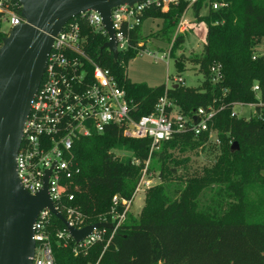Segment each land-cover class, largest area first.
<instances>
[{
  "label": "trees",
  "instance_id": "16d2710c",
  "mask_svg": "<svg viewBox=\"0 0 264 264\" xmlns=\"http://www.w3.org/2000/svg\"><path fill=\"white\" fill-rule=\"evenodd\" d=\"M214 1L226 2L228 7L214 10L210 4ZM206 7L209 12L201 17ZM186 8L187 5L181 4L167 12L160 9L145 12L141 24L131 31V48L120 53L117 60L104 47L106 38L81 22L83 33L88 37L89 57L111 70L138 110L132 113L135 119L149 114L166 91L186 117L214 101L217 105L222 101L227 105L256 103L255 84H259L264 101V60L253 58L255 47L264 41V0H200L193 6L195 17L207 27L202 55L175 56L185 43L183 35L175 37L170 52L178 74L187 70V62L199 65L198 71L205 78L201 87H148L132 83L126 77L125 66L145 49L141 34L143 22L161 19L165 33L174 37ZM5 37L0 23V47ZM141 43L143 46L139 47ZM215 63L222 65L223 80L218 84L211 83L209 77ZM224 90H227L226 96ZM214 128L222 144L210 146L221 151L212 166L202 173L189 174L186 170L176 175L177 167L183 162L168 152L184 153L203 147L207 135L200 139L191 133L175 135L161 145L160 154H154L159 156L160 178L164 184L150 190L140 220L127 217L115 233L106 229L102 240L87 249H76L73 240L65 246L53 239L56 264H264V219L246 220L241 210H237L239 219H234L230 213H207L198 208L207 206L203 200L205 193L214 194L223 188L242 199V188L256 189V182H264V108L259 109L257 116L245 120L232 118L228 107L217 115ZM234 142L239 144L238 151L231 149ZM150 147V140L121 136L115 128L103 135L94 134L75 141L73 153L81 174L67 184L65 207L81 212L83 226L96 224L101 219L111 222L113 198H132ZM117 150L127 151L139 164H133L130 157L120 159L115 153ZM69 194L73 195V201L68 200ZM212 203L211 200L209 205ZM118 211L122 212L121 205ZM51 222L53 232L64 229L57 218L53 217Z\"/></svg>",
  "mask_w": 264,
  "mask_h": 264
},
{
  "label": "built area",
  "instance_id": "2783aa9c",
  "mask_svg": "<svg viewBox=\"0 0 264 264\" xmlns=\"http://www.w3.org/2000/svg\"><path fill=\"white\" fill-rule=\"evenodd\" d=\"M199 1L143 0L133 6L122 5L113 9L111 22L118 54L131 48V31L141 24L145 12L152 9L167 12L172 7L187 5L178 24L177 35H184L189 26L186 14ZM210 4L214 10L228 7L226 2L214 1ZM21 12L22 5L18 0H0L2 30L3 26L9 27V31H4L6 36L14 27L24 23ZM81 22H85L95 34L104 36L106 43L111 40L102 16L96 11H89L68 22L54 37L40 87L24 124L22 143L16 158L17 174L23 187L31 195H36L47 184L48 194L56 210L70 226L78 230L85 227L83 215L77 208L65 207L67 205L64 203L68 182L81 174L73 153L75 141L94 134L103 135L115 128L121 136L150 140V154L163 143L171 141L175 135L186 133H191L195 139L207 135L203 147L206 144L220 147L222 141L218 130L214 128L219 113L231 107L232 118L250 120L259 114V109L264 108L259 84L253 87L258 99L256 103L233 102L227 105L222 101L217 105L218 102L214 101L212 105L197 109L191 117H186L179 110L166 91L149 114L135 119L132 116L133 112L136 113L135 105L111 70L89 57L88 37L83 33ZM263 42L255 47L254 59L264 60ZM141 46L142 43L139 44V47ZM143 52L144 50L139 54ZM221 69L222 65L219 63L211 66L209 76L211 83L222 82ZM178 83H183V80ZM226 94L227 90H224L223 95ZM235 108L255 109V113L245 118L239 116ZM117 156L120 159L125 158L121 154ZM126 157H130L133 164H139L136 158L130 155ZM147 174L148 165L141 172L140 181L132 198L127 200L115 196L111 222L101 219L98 223L112 224L115 233L119 225L125 221L135 195L151 187V182L146 179ZM67 197L69 201L74 199L70 194ZM120 205L122 212L118 211ZM53 217L55 216L49 209H43L38 215L33 227L36 247L32 264H56L53 239L62 241L65 246L69 240L74 241L66 227L52 231ZM105 232L106 228H94L84 241L79 243L74 241L76 249H87L96 244L102 240Z\"/></svg>",
  "mask_w": 264,
  "mask_h": 264
},
{
  "label": "water",
  "instance_id": "95a60500",
  "mask_svg": "<svg viewBox=\"0 0 264 264\" xmlns=\"http://www.w3.org/2000/svg\"><path fill=\"white\" fill-rule=\"evenodd\" d=\"M18 1L22 5L24 23L14 27L0 47V264L33 263L36 247L33 227L43 209L51 211L76 243L84 241L94 228H114L109 223L91 224L80 230L70 226L51 201L47 184L36 195H31L23 187L17 174L16 158L54 37L68 22L96 11L102 16L111 39L104 47L117 60L119 54L111 22L112 10L122 5L133 6L143 0ZM231 149L238 151L239 144L234 142Z\"/></svg>",
  "mask_w": 264,
  "mask_h": 264
},
{
  "label": "rangeland",
  "instance_id": "374dc122",
  "mask_svg": "<svg viewBox=\"0 0 264 264\" xmlns=\"http://www.w3.org/2000/svg\"><path fill=\"white\" fill-rule=\"evenodd\" d=\"M208 12L209 8L206 7L201 11L200 16L205 17ZM180 20L181 18L179 21ZM186 20L189 22V26L188 31L183 35L185 37V43L182 48L180 47L181 50L176 52L175 56L180 57L184 54L188 58H196L197 55H202L207 27L204 22L199 21V19L195 17L193 9L188 10ZM178 24L179 22L176 25L174 37H169L168 34L165 33L164 22L161 19L147 20L144 26L141 27V34L145 39L144 52L138 54L134 60L130 61L128 65L125 66L126 77L132 83L146 84L148 87L166 85L169 88H172L175 85L188 88L202 86L205 78L202 73L195 74V71L199 70V65L196 62H187V70L182 74H178L176 71L175 59L172 58L173 55L170 51L173 41L179 31ZM3 31H9V27L3 26ZM169 52L170 55H168ZM152 55L157 57V59ZM180 80H183V83H178ZM235 111L239 116L245 118H249L255 113V109L248 108H245L244 110H241V108H235ZM210 146L211 144H206L203 148H196L190 151H185L184 153H181L178 150L169 151L168 154H173L175 158L183 162L182 165L177 167L176 175H182L186 170H189V174L202 173L205 168L212 166L221 154V151L219 149L210 148ZM161 152L162 148L160 147L152 154H149L145 167L148 165L146 179L151 182V187L147 190H142L135 195L126 218L140 220V215L150 190L164 184V181L160 178L162 170L159 167V156H154L155 153L160 154ZM115 153L116 155L121 154L125 157L130 155L125 150H117ZM122 159H124V157ZM166 173L167 171H165V174ZM173 177H175V174ZM255 184L258 186L256 189H252L248 186L241 189L242 199H239L233 192L223 191V188L214 194L209 192L205 193L203 200L206 202L207 206H198V208L207 213H210L211 211L220 212L221 215L230 213V216L234 219H239V217H237V210H241L242 217L246 220L264 219V182L260 181ZM211 200L213 201L212 206L209 205Z\"/></svg>",
  "mask_w": 264,
  "mask_h": 264
},
{
  "label": "crops",
  "instance_id": "0c3cea01",
  "mask_svg": "<svg viewBox=\"0 0 264 264\" xmlns=\"http://www.w3.org/2000/svg\"><path fill=\"white\" fill-rule=\"evenodd\" d=\"M148 20H150V19H148ZM147 22V20L146 21H144L143 22V24H142V27L144 26V24ZM142 31V30H141ZM206 34H207V28H206ZM143 36V35H142ZM206 37V36H205ZM205 43H206V38H205ZM197 73H199V71L197 70V71H195V74H197ZM202 148V147H201Z\"/></svg>",
  "mask_w": 264,
  "mask_h": 264
}]
</instances>
